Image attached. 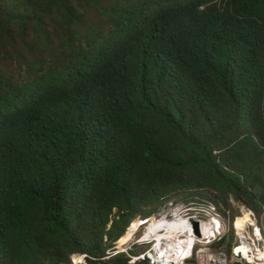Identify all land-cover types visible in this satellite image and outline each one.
<instances>
[{"label": "trees", "instance_id": "trees-1", "mask_svg": "<svg viewBox=\"0 0 264 264\" xmlns=\"http://www.w3.org/2000/svg\"><path fill=\"white\" fill-rule=\"evenodd\" d=\"M22 1L0 0V41L51 54L47 13L67 60L35 46L0 78V264H107L106 236L189 191L263 213L264 0H97V38L80 1Z\"/></svg>", "mask_w": 264, "mask_h": 264}, {"label": "rangeland", "instance_id": "rangeland-1", "mask_svg": "<svg viewBox=\"0 0 264 264\" xmlns=\"http://www.w3.org/2000/svg\"><path fill=\"white\" fill-rule=\"evenodd\" d=\"M80 1L84 10H86V15L83 20H85V24L83 26L84 32L86 35L89 33L92 35V38L100 37L101 34L105 33L109 28L110 24L108 18L103 14L102 8L99 7V1L97 0H75ZM127 1V0H124ZM131 1V0H129ZM139 1V0H133ZM37 3V0H35ZM23 7L27 4V0L22 1ZM22 7V8H23ZM39 25L41 26L45 37L47 38V44L50 46L52 53H47L43 50V47L35 39H27L24 42L14 43L10 40L6 42L0 41V78L6 79L13 86H18L25 77L27 76L25 70L27 60L32 59L31 52L34 50V47L39 48L42 51V55L46 57V65H59L64 63L67 60L66 53V45L67 38L63 29L61 28V23L59 20H56L52 15H48L47 13H43L39 20ZM32 42L34 43L33 47H29L28 44ZM176 207H183L186 210L194 209V211L187 213H195L196 210H201L206 213L204 215L208 216L209 212H211L210 208H216V213L220 215L222 218L224 227L222 231V236L219 241H216L213 244L214 249H222L226 251L229 255L240 258L241 253L246 254L247 257L244 260L245 264L254 263L253 256L256 254L255 250L257 248L262 247L259 245L255 238L252 237L251 231L252 226L248 225L244 229V236L246 239H250L249 236L252 237V240L248 244L252 250H248L246 246L242 244L239 245L237 241L238 234L235 232L236 226L233 228V223L235 222L236 217L241 214V210L243 211V203L238 201L237 198L232 195L228 198L215 197L208 192L200 193L195 191H189L187 193H180L172 198H168L166 200H161L159 202L150 204L143 208V210L136 216V218L132 221V226H137L138 230L140 229V225L147 226L154 217H157L158 214L164 211H173ZM246 207V206H245ZM251 210L255 216V224H257L263 230L264 236V211L261 214L255 213L252 209L246 207ZM246 213V211H243ZM242 212V213H243ZM248 216V215H247ZM148 219L147 222H142L143 219ZM249 222H254L250 220L248 217L246 218ZM141 223V224H140ZM146 223V224H145ZM129 226V227H130ZM127 228L130 231V228ZM248 228H250L248 230ZM146 229V228H145ZM126 230V231H127ZM127 231V233H128ZM144 228H142L138 232V237L143 233ZM146 232V230H145ZM237 234V235H236ZM126 238V235H125ZM124 239V238H123ZM122 239V241H123ZM241 239V238H240ZM247 239V240H248ZM120 238L119 240L115 237L106 236L104 239V243L102 246L101 255H105L102 260L107 264H115L113 260L115 258L122 257L123 259H128L131 255H136L142 251H145L149 248L148 244H138L133 242L129 248L122 253H118L117 247L121 244ZM199 246H197L198 248ZM128 251V252H127ZM98 251H96L97 253ZM117 253V255H114ZM117 256V257H116ZM88 261V260H87ZM81 260L75 262V264H80ZM51 264V263H49ZM60 264H67L66 262H61Z\"/></svg>", "mask_w": 264, "mask_h": 264}, {"label": "built area", "instance_id": "built-area-1", "mask_svg": "<svg viewBox=\"0 0 264 264\" xmlns=\"http://www.w3.org/2000/svg\"><path fill=\"white\" fill-rule=\"evenodd\" d=\"M189 210L190 212L194 211V209ZM189 210L185 211L183 207H176L173 211L169 210L158 214L157 217L163 219L165 216L172 219L176 218L179 214H183L187 217L188 221L192 217L195 218L199 222L200 227L202 222L210 221L211 231L209 233V238L204 239L203 234L198 238L191 221L188 225L171 231L163 226L160 229H155L153 234L156 235L157 233L163 232L165 235L167 234L168 237L153 243H149V241L143 242V239L137 240L136 243L138 244H148L150 246L145 251L137 253L136 255H131L128 264H233L235 261H240L242 264H245L243 253H241L240 258H234V256L229 255L222 249L213 248V244L221 239L224 227L222 218L216 213V208H210L209 210L211 212H209L208 216L204 215L203 213L206 212L201 210H196L195 213H187ZM250 212L255 218L254 213L252 211ZM148 219L149 218L143 219L142 222H147ZM142 228H144V231L140 236L144 235L146 226L142 225L141 229ZM249 229L250 228H248V230ZM253 229L254 228L252 227L251 235L256 239L257 243L261 245V243L264 242L261 228L259 227V233L262 234V236H257L255 229ZM190 236H193L195 240L192 242L188 241L187 238ZM252 237L249 236L250 239L247 238L249 242L252 240ZM153 239H155V237H153ZM237 241L239 245H241L242 240L239 236H237ZM197 246L199 247L197 248ZM114 255H117V253ZM88 257L87 254L83 255L80 264H89L87 261ZM72 264H75V262ZM252 264L258 263L256 262Z\"/></svg>", "mask_w": 264, "mask_h": 264}, {"label": "bare ground", "instance_id": "bare-ground-1", "mask_svg": "<svg viewBox=\"0 0 264 264\" xmlns=\"http://www.w3.org/2000/svg\"><path fill=\"white\" fill-rule=\"evenodd\" d=\"M246 212H247L248 218L250 220H253L254 217L252 216V214L249 211H246ZM241 213H242V211H241ZM240 215H241V218L235 223L236 233L238 234L239 238H241V240H242L241 244L243 246H246L248 250H252V248L249 247V245H247L248 240L244 236L245 227L247 225L249 227L252 226L255 229L257 236H259V235L262 236V234L259 233V227L255 224V219H254V222H248L244 218H242V214H240ZM192 219H195V218L192 217L188 221L187 217L184 216L183 214H179V215H177L176 218H172V219L165 217V216L163 219H159L158 217H154L152 220H150L149 224L146 226V229H145L146 232L144 233V235H142L140 237H138L137 234H138V231H140V229H141V225H140L139 230H138L137 226L131 227V229H130V231H128L124 241L117 247V251H118V253L125 252L133 242H135L139 239H143L142 240L143 242L149 241V243L161 241L162 239L167 238L168 235L167 234L165 235L163 232L157 233L156 235H154L153 231L155 229H160L164 226L165 228H168L169 231L175 230L176 228H180V227L188 225V223ZM210 231H211L210 221L202 222L201 227H200V235L198 236V238L201 237L202 234H203L204 239L209 238ZM153 237H155V239H153ZM259 239H262V238H259ZM187 240L192 242L195 240V238L193 236H190L189 238H187ZM263 241H264V239H263ZM255 252H256V254L253 256L254 263L257 262L258 264H264V242L262 244V247L257 248L255 250ZM243 256H244L243 257L244 259L247 257L246 254H243ZM234 258H237V257H234Z\"/></svg>", "mask_w": 264, "mask_h": 264}, {"label": "water", "instance_id": "water-1", "mask_svg": "<svg viewBox=\"0 0 264 264\" xmlns=\"http://www.w3.org/2000/svg\"><path fill=\"white\" fill-rule=\"evenodd\" d=\"M191 223H192V226H193V229L195 231V234H197L198 236L200 235V225H199V222L195 219H192L191 220ZM233 264H242L241 262L239 261H235Z\"/></svg>", "mask_w": 264, "mask_h": 264}]
</instances>
